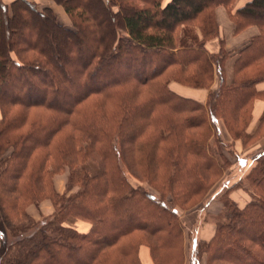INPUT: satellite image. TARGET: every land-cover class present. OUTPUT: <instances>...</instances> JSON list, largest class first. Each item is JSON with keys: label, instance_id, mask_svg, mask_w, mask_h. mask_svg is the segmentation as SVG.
Wrapping results in <instances>:
<instances>
[{"label": "trees", "instance_id": "1", "mask_svg": "<svg viewBox=\"0 0 264 264\" xmlns=\"http://www.w3.org/2000/svg\"><path fill=\"white\" fill-rule=\"evenodd\" d=\"M48 1L67 22L50 5L0 0V264H184L178 209L226 176L221 132L230 149L264 137V114L248 130L264 102V0ZM220 7L235 35L258 30L230 82L224 39L207 49ZM253 161L224 183L225 220L197 242L199 264H264V151ZM241 188L242 208L230 196ZM47 200L51 218L40 212Z\"/></svg>", "mask_w": 264, "mask_h": 264}, {"label": "rangeland", "instance_id": "2", "mask_svg": "<svg viewBox=\"0 0 264 264\" xmlns=\"http://www.w3.org/2000/svg\"><path fill=\"white\" fill-rule=\"evenodd\" d=\"M166 1H168V0H165V2ZM247 1L248 0H239L237 3V8L243 6ZM65 15L66 14H64V16ZM59 18H60V16H59ZM217 20H218L219 27H220V35L218 38L212 39L210 41V42L214 41V43H215L214 49L215 50H212L214 52H210V49H208V48L207 49L212 54L217 53L220 49V40L224 39V41L226 43V49L230 53L229 59L226 62L227 82H230L233 78V66H234L237 54L241 49H243L247 45L240 44L238 42L239 39L235 38V36H236L234 34L235 27H234L233 23L230 21L229 15L226 12L225 8L220 7L217 9ZM257 33H258V30H257ZM213 87L214 88L217 87V82H215ZM171 89L176 93H180V95L189 96V97L190 96L193 97L194 94L196 93V91H200V90L207 91V90H203V89H193L190 87L180 85L178 83L171 84ZM207 94H208V92H207ZM197 101H199V99ZM253 118H254V113H253ZM252 122L249 126V129H248L250 132H252L255 129L254 124H253V126H251ZM223 131L220 134L221 140L226 141V144L222 147V150L224 149V152L226 153L227 157L229 158V160L231 162V166L226 168V176L223 179L216 181V183L211 187V189L207 193V195L199 198L198 200H195L196 202L191 201L190 204H188L184 207L185 209H178V214L180 216L179 218H180V220L184 226V229H185L184 230V264H194L190 260V254H191L190 253L191 252L190 247L191 246L189 245V240H192L194 237H196L198 235L197 232L199 230H205L206 228L214 227L215 232H216L217 223L224 222V220H225L223 203H222L221 197L219 196L220 191L222 189H224L225 181L227 183H229L228 186L238 183L251 170V168L254 164V161H253L254 156H257V154H261L264 151V137H263V138L255 141L251 146H248L247 148H243L241 143L239 141H237L234 145V148L233 147L231 148L232 150L235 151V154H234V152L230 149V137H229V135H227V133L225 131L224 132ZM214 142H215V139L212 141L213 148H215ZM237 156L242 157V160H243V162L240 161V164H241V165L239 164L240 169L235 164V160H236ZM130 180L132 182L134 181L132 178H130ZM134 183H135V181H134ZM57 188H58L59 192L63 191V181H61V180L58 181ZM245 189H242V188L236 189V190L232 191V193L230 194L231 198L235 201L237 206H239L240 208L245 206V205H243V203H241V199H240L241 196H245L246 201H248V200L250 201V197H248V199H247L246 195L249 196V194ZM211 197H213V198L215 197V199L213 200V202L211 204H209L207 202H209L210 200L213 199ZM235 197L237 198V200L235 199ZM238 201H240V203ZM53 210L54 209L52 208L51 202H49L48 200L43 201L40 205V211L42 213L41 216H43L45 218H51L53 216V213H54ZM41 216H36V219L42 220ZM78 221L79 220H75V219L70 218L66 222V224L70 227L76 228V226L79 223ZM1 226L4 227V222H3V219L1 217V212H0V227ZM10 235L11 234L8 232V238L11 239V241H12V237ZM203 241H205V240H203ZM0 242H1V240H0ZM144 249L149 250L147 247H144ZM204 259L206 261L205 256H203L201 258V264H202V261ZM198 260H199V257L197 255V260H196L197 262L195 264H199ZM204 264H206V262Z\"/></svg>", "mask_w": 264, "mask_h": 264}, {"label": "crops", "instance_id": "3", "mask_svg": "<svg viewBox=\"0 0 264 264\" xmlns=\"http://www.w3.org/2000/svg\"><path fill=\"white\" fill-rule=\"evenodd\" d=\"M5 2H11L12 0H4ZM30 1H33V2H36V3H39V4H42V5H50L52 6L56 13L60 16L61 19H63L64 22H67V18L64 16V12L63 10L61 9V7L57 6V5H54L52 2L48 1V0H30ZM257 34V29H255V27H252L238 35L235 36V38L239 39V43L240 44H244V45H247L250 41V39L255 36ZM214 41L212 42H209L207 44V48L210 49V52H214L212 50H215L214 47ZM208 91H196V93L194 94L193 97H189V96H184V97H187V98H192V99H195V100H198L199 99V102H202V103H205L206 100H207V97H208V94H207ZM180 94V93H178ZM183 96V95H182ZM264 114V102L262 101H258L256 102V105H255V110H254V118H253V122H252V125L253 124L255 125L254 127L257 126V123L258 121L260 120V118L262 117V115ZM2 117V114H1V110H0V118ZM241 162H243V160L241 159L240 160ZM240 164V163H239ZM241 165V164H240ZM239 169H240V166L238 165ZM60 181V180H59ZM63 181V180H61ZM226 182V181H225ZM64 181H63V191H64ZM58 189V188H57ZM59 191V190H58ZM61 191V192H63ZM236 196V195H235ZM247 196V199H248V195ZM216 197V196H215ZM215 197H211L213 198L212 200H210L209 204H211L213 202V200L215 199ZM235 199L237 200V198L235 197ZM241 203H243V205H246V203L249 201H246V197L245 196H241ZM50 202V201H49ZM240 203V201H238ZM208 204V205H209ZM52 205V203H51ZM52 208H53V205H52ZM54 209V208H53ZM41 212V211H40ZM54 212V210H53ZM31 214L34 215L35 217L38 216V213L35 212V209H32L31 210ZM78 225L76 226V230L81 232V233H87L90 229V224L87 223V222H83V221H78ZM198 235L196 237H194L192 240H189V245L191 246V254H190V260L191 262H193L194 264L197 262V252H196V244L199 240H205V241H208L210 240L214 234H215V228L214 227H211V228H206L205 230H199L198 232ZM146 253H147V249H145ZM142 260L144 263H147V264H150L151 263V258L150 260H147L145 259L144 257H142ZM205 263V259L202 261V264Z\"/></svg>", "mask_w": 264, "mask_h": 264}]
</instances>
